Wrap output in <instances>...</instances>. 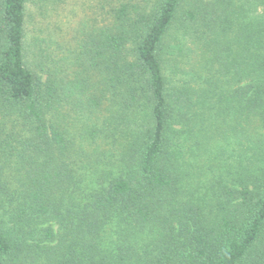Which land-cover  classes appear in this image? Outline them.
I'll return each instance as SVG.
<instances>
[{
    "label": "trees",
    "instance_id": "1",
    "mask_svg": "<svg viewBox=\"0 0 264 264\" xmlns=\"http://www.w3.org/2000/svg\"><path fill=\"white\" fill-rule=\"evenodd\" d=\"M95 3L0 0V264H264V0Z\"/></svg>",
    "mask_w": 264,
    "mask_h": 264
},
{
    "label": "rangeland",
    "instance_id": "2",
    "mask_svg": "<svg viewBox=\"0 0 264 264\" xmlns=\"http://www.w3.org/2000/svg\"><path fill=\"white\" fill-rule=\"evenodd\" d=\"M35 3H39L32 7L33 10H38L36 7L40 6V11L30 12V29L39 28L43 29L46 34L51 30L54 26H58L61 30H65L66 33H70L72 35L71 29L75 23L80 22L81 20L87 21L92 16H99L98 12L100 11L96 5L95 0H46L44 2H40L39 0H33ZM132 2H139L141 0H128ZM231 4V3H229ZM228 4V5H229ZM228 16H236L234 13H229ZM52 23V27H51ZM62 36V34L60 35ZM61 40V38L59 37ZM68 42H70V38L67 36L63 37ZM190 46H192L190 44Z\"/></svg>",
    "mask_w": 264,
    "mask_h": 264
}]
</instances>
